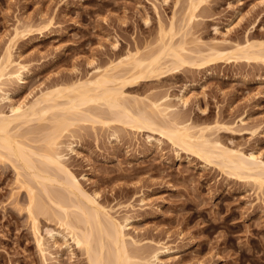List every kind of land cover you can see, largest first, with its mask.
Instances as JSON below:
<instances>
[{
    "label": "rangeland",
    "instance_id": "1",
    "mask_svg": "<svg viewBox=\"0 0 264 264\" xmlns=\"http://www.w3.org/2000/svg\"><path fill=\"white\" fill-rule=\"evenodd\" d=\"M191 1L0 0V68L9 46L11 58L26 64L21 79H0V109L8 112L9 103L32 101L41 90L93 79L107 69L122 76L116 84L125 100L145 107L160 122L172 123L178 116L193 124L226 123L229 127L215 128L212 136L264 159V61L205 59L212 48L264 40V0ZM18 19L30 26L19 23L25 30L14 35L15 41ZM171 25L186 61L157 75L132 77V64L125 59L158 52L167 39L161 29ZM182 90L187 104L175 116L161 113L159 98L169 94L175 102ZM5 94L9 97L2 99ZM60 112L19 121L14 130L35 148L68 152L67 143L78 142L77 152L67 153V164L101 203L134 204L118 217H132L131 235L145 251L161 243L171 247L160 264H264V184L221 169L164 137L158 141L157 130L112 120L111 109L99 103L67 112L71 125L55 135ZM90 112L101 118L92 121ZM21 166L0 156V264H88L79 247L70 257L64 244L53 245L48 230L61 229L60 211ZM29 185L37 192L36 213L29 211ZM37 234L46 241L44 251Z\"/></svg>",
    "mask_w": 264,
    "mask_h": 264
},
{
    "label": "bare ground",
    "instance_id": "2",
    "mask_svg": "<svg viewBox=\"0 0 264 264\" xmlns=\"http://www.w3.org/2000/svg\"><path fill=\"white\" fill-rule=\"evenodd\" d=\"M193 1L191 2L195 3ZM195 9L194 6L191 10L192 17L195 15ZM18 20V24L14 26L15 28L13 27L15 33H13V37L14 35L19 36V33L21 34L25 27L29 25L24 22L21 23L20 19ZM19 23L24 24L25 27L21 25L24 27L21 28ZM22 29L24 30L22 31ZM161 31L167 39L158 52L139 59L136 58L137 56L133 58L134 55L131 58L128 53L127 58L124 56L125 60L132 64L130 71L128 70L131 72L132 77L141 78L157 75L164 67L179 66L186 61L181 50L173 42V36L175 35L173 25L167 30L162 28ZM13 37H10V39L12 40ZM14 39L16 41L15 37ZM13 40L12 44L15 42ZM9 48L5 51L6 53L4 52L5 55L2 58L5 65L3 64L4 67L0 68V79L5 76L8 81H16L23 77V68L26 67V64L13 60L11 58L12 53H10L11 47L9 46ZM225 49L226 47L224 50L217 47L212 48L205 59L211 62L224 60L225 57L248 62L251 60L264 61V40H250L248 38L244 44L236 43L231 48ZM123 61L124 59L121 62ZM13 66H16V68L11 69ZM121 78L122 76L120 77L118 74H108L106 69L93 79H84L73 84L41 90L40 94L32 101L9 103L10 110L8 112L0 109V154L18 160L23 170L37 183L38 187H36L41 191L39 193H43L49 203H52L56 207L55 209L60 211L57 216L60 219L61 229H51L48 232L53 239V245L62 247L64 244L70 257H73L74 247L76 246L86 254L88 264H160L161 254L170 251L171 247L163 243L159 244V242V245L153 250L145 251L144 247L141 248L140 246L141 241L131 235L132 217L130 215L122 219L118 217V214L120 215L122 211H129L131 207L134 208V204L128 202L127 204L114 206L101 203L98 200L97 192L89 193L85 190L81 179L67 164V153L77 152L76 145L78 142L70 140L67 143L68 152L48 147H45L46 149L43 147H41L43 149L35 148L29 144L30 139L23 140V137H18L14 130L16 123L32 118H40L49 111L59 110L61 114L57 119L58 125L54 126L52 131L53 134L59 136L71 125V119L69 122L71 116H67V112L80 110L81 107L83 108L90 103H99L111 109L114 113L112 120L129 124L136 129L157 130L160 133V138H157L158 141L164 137L179 148L194 152L205 161L217 164L221 169L224 168V170H228L236 176L254 180L260 187L264 184V159L254 151L245 152L239 147H229L212 136L215 128L229 127L226 123L216 121L214 123L193 124L188 121L184 122L182 119L178 121L176 119L178 116L172 118V123L160 122L155 115H151L146 109L144 110L145 107H142L143 109L140 108L141 106L135 107L132 103L130 104L131 101L128 103L125 100L122 87L120 84H116ZM0 88L2 87L0 86ZM175 96V102H171L169 94L165 97L162 96L163 100L161 97L159 98L157 105L165 116H175L178 107L187 104L188 98L184 90ZM8 97V94H5L2 99ZM89 116L92 121H95V118H101L98 113L94 112H90ZM58 129L61 133L58 132ZM55 135H52V143L56 144L57 140L54 137L57 136ZM49 138L51 139V137ZM49 138L48 140L51 142L52 139ZM54 140L56 141L54 142ZM31 142L33 141L31 140ZM82 177H85V174ZM29 190H31L29 211L36 213L37 211L34 212L33 209H37V207H34L36 205L34 202L38 198L37 192L32 186ZM144 201L145 198L142 197L141 202ZM34 228L36 231L39 230L37 221H34ZM45 243L43 235H38L37 244L40 247L39 249L44 251Z\"/></svg>",
    "mask_w": 264,
    "mask_h": 264
}]
</instances>
